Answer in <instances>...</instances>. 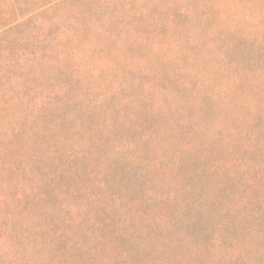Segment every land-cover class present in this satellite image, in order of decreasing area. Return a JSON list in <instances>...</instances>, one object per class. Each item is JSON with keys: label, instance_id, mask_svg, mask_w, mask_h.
Wrapping results in <instances>:
<instances>
[{"label": "rangeland", "instance_id": "374dc122", "mask_svg": "<svg viewBox=\"0 0 264 264\" xmlns=\"http://www.w3.org/2000/svg\"><path fill=\"white\" fill-rule=\"evenodd\" d=\"M144 3L102 25L86 0L69 51L41 22L0 35L10 75L30 55L16 96L49 100L12 141L29 162L0 184V264H264V0Z\"/></svg>", "mask_w": 264, "mask_h": 264}, {"label": "trees", "instance_id": "16d2710c", "mask_svg": "<svg viewBox=\"0 0 264 264\" xmlns=\"http://www.w3.org/2000/svg\"><path fill=\"white\" fill-rule=\"evenodd\" d=\"M2 1L0 0V6ZM21 1L4 0L9 8L6 15L9 19L4 22L0 21V35L22 25L41 22V34L49 31L55 33V38L52 41L53 45L50 48L46 46L42 49L43 51H69L70 49H66L68 47L64 37L79 30V28L73 27V23L80 21L82 26H86L90 25L88 23L90 18L94 19L90 9L86 7V0L77 6L73 4L74 0H38V3L30 4L26 10H23ZM129 1L134 3V7L130 6ZM92 2L96 10L101 9L100 3H107L105 8L102 4V13L97 18L102 25L118 19L120 16L132 18L131 16L139 13L141 7L145 5L144 0H92ZM107 7L110 11H107ZM27 51L21 47L12 56L13 62L11 65L16 70L13 75H10L4 55H0V184L4 187L9 184L11 176L20 172V170L17 171L20 168L19 165L29 162L28 157L25 156V149L29 148H24L22 144L16 145L12 142L13 139H17L16 137L21 136L22 133L25 134L24 129L25 124L28 123L27 121L38 122L43 112L49 107L48 93L44 91L39 94L35 87L29 88L28 91V94L32 95V100H34L32 109H29L24 100L22 101L16 96V92L22 95L19 88L21 81L26 78L24 74L27 73V58L29 55ZM32 160L40 161L41 157L37 153H33ZM22 189L21 192L17 191L13 196L19 198L31 190L28 187H22ZM6 199L5 194L0 195V203ZM4 230H7L6 235H14L18 240L19 238L24 240L26 246L31 247L32 251H36V249L44 250L48 247L46 237H43V235H41V238L38 235L39 238L30 241L23 232L20 233L17 229L9 227ZM23 237L25 239H22ZM0 240H3L2 237H0Z\"/></svg>", "mask_w": 264, "mask_h": 264}]
</instances>
